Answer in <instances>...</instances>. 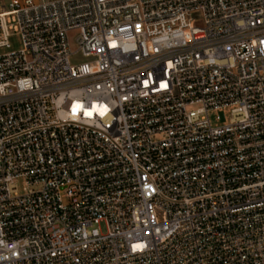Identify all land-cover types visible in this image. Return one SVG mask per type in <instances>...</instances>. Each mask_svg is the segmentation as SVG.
I'll return each mask as SVG.
<instances>
[{
    "label": "built area",
    "instance_id": "built-area-1",
    "mask_svg": "<svg viewBox=\"0 0 264 264\" xmlns=\"http://www.w3.org/2000/svg\"><path fill=\"white\" fill-rule=\"evenodd\" d=\"M13 34L0 264H264V0H0Z\"/></svg>",
    "mask_w": 264,
    "mask_h": 264
},
{
    "label": "rangeland",
    "instance_id": "rangeland-1",
    "mask_svg": "<svg viewBox=\"0 0 264 264\" xmlns=\"http://www.w3.org/2000/svg\"><path fill=\"white\" fill-rule=\"evenodd\" d=\"M9 42L11 44V48H0V55L9 53L11 51H17L22 47V39L19 34H13L9 38ZM84 59L81 57H74L73 61H83ZM226 115L228 116L230 113L229 109L224 110ZM210 119L213 124H219L221 123L220 119H218V114L216 112H211L210 113ZM19 189L22 190V182L19 181ZM102 231L106 230L105 224L101 225Z\"/></svg>",
    "mask_w": 264,
    "mask_h": 264
}]
</instances>
